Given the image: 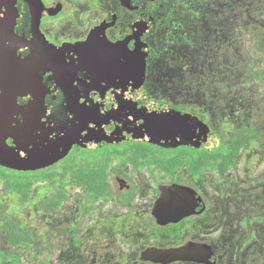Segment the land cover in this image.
I'll return each mask as SVG.
<instances>
[{"label":"rangeland","instance_id":"374dc122","mask_svg":"<svg viewBox=\"0 0 264 264\" xmlns=\"http://www.w3.org/2000/svg\"><path fill=\"white\" fill-rule=\"evenodd\" d=\"M64 1L87 23L109 15L104 12L116 5L115 0L113 5V0H90L93 5L88 0ZM214 2L216 6L205 10L206 21L189 24L187 39L175 30L182 23L157 25L151 36L156 41L152 76L173 82L170 93L175 103L201 110L220 139L250 126L261 133L242 147L234 166L224 170L221 163L208 171V187H203L212 207L210 227L215 224L209 238L226 253L227 263L264 264V0ZM69 25L66 21L62 28ZM165 50L177 56L167 61L161 56ZM129 146L92 150L74 146L57 170L63 165L104 168L113 154ZM135 177L142 186L139 193L147 192L148 174L143 171ZM160 180L170 177L161 175ZM43 187L32 188L29 201L22 204L0 180V250L17 255L18 264H92L96 252L112 241L122 246L127 239L128 232L112 228L111 221L125 211L113 199H92L79 188L67 187L63 204L53 213H43L41 201L53 194ZM3 220L21 222L33 241L12 246L3 235Z\"/></svg>","mask_w":264,"mask_h":264},{"label":"water","instance_id":"95a60500","mask_svg":"<svg viewBox=\"0 0 264 264\" xmlns=\"http://www.w3.org/2000/svg\"><path fill=\"white\" fill-rule=\"evenodd\" d=\"M22 1L30 8L33 38L20 39L15 31L18 0H0V63H57L66 48L51 45L40 26L45 16L58 15L62 5L47 8L42 0ZM106 28L103 23L91 31L77 62L118 67H0L1 167L18 172L46 169L65 159L74 146L92 150L132 141L208 151L220 146V138L198 117L157 103L146 93L149 50L141 37L153 23H136L133 34L117 44L107 40ZM131 40H136L134 50L128 47ZM17 47H30L32 53L22 59ZM45 76L51 85L43 82ZM59 89L64 100L53 110L46 96ZM143 96L147 105L141 107L138 100ZM18 97L31 100L19 105ZM107 104L112 105L109 111ZM108 126L115 130L107 132ZM179 191L175 188L168 196Z\"/></svg>","mask_w":264,"mask_h":264},{"label":"flooded vegetation","instance_id":"af4514ba","mask_svg":"<svg viewBox=\"0 0 264 264\" xmlns=\"http://www.w3.org/2000/svg\"><path fill=\"white\" fill-rule=\"evenodd\" d=\"M42 1L47 8L55 4L62 5V11L58 15L42 18L40 28L51 45L58 48L65 47L66 50L61 52L57 63H0V67H118L110 64L77 62V52L88 40L91 31L103 23L107 25V40L117 44L125 42L133 34L136 23L151 22L152 30L141 37V41L149 50L144 83L146 93L157 103L167 104L179 112L194 115L206 123L201 110H193L187 104L175 103L170 93L173 82L152 76L156 41L151 36L158 24L171 22L183 24L179 27L180 29L176 26L175 30L182 32V39H187L189 24L206 21L205 10L211 5L216 6L214 0H115V9L104 12L109 15H100L88 23L82 17L76 18L74 10L68 8L64 0ZM87 2L93 5L90 0ZM113 3L114 0L112 5ZM18 11L19 17L15 31L20 39L31 41L33 35L30 8L25 2L18 0ZM66 21L71 23L67 29L62 28ZM128 47L134 50L136 40L129 41ZM16 51L22 59L29 57L32 53L30 47H17ZM161 56L169 61L177 54L172 50H165ZM43 82L51 85L47 76L44 77ZM16 99L19 105H26L31 100L30 97ZM63 100L62 89L55 90L46 96V102L53 110H56ZM138 103L144 107L147 105V100L143 96ZM111 109L112 105L105 106V110ZM114 130L113 126L106 127L109 133ZM129 144L131 146L113 154L114 157H110L104 164L105 180L108 183L107 196L93 198L106 201L113 199L121 209L125 210L119 220L116 222L112 220L111 223L112 228L115 226L129 234L126 235L127 239L122 242V246L112 241L107 248L96 252L92 264H228L226 253L211 242L208 234L210 229L215 230L214 223L213 227H210L212 207L203 187L204 185L208 187V171L215 168L210 165L208 157L197 162L200 168L195 171L193 149L196 147L183 145L176 148H164L143 141L112 146ZM153 150L158 152L154 153ZM143 171L150 177L151 185L148 186L147 192L139 193L142 186L135 176ZM161 175L169 176L170 180L161 181ZM175 188H180V191L174 192L175 194L169 197V192ZM185 189L191 192H185ZM146 198L147 203H139V200H146ZM172 198L174 200L171 202ZM141 205L143 207H140ZM59 231L62 234L65 232L64 229ZM32 241L31 237V240L25 243Z\"/></svg>","mask_w":264,"mask_h":264},{"label":"trees","instance_id":"16d2710c","mask_svg":"<svg viewBox=\"0 0 264 264\" xmlns=\"http://www.w3.org/2000/svg\"><path fill=\"white\" fill-rule=\"evenodd\" d=\"M203 120L209 125V119L204 117ZM260 134L255 130L254 126L243 128L235 131L230 136H225L221 140L218 148L204 151L198 148L193 149L194 170L197 171L201 160L208 157L210 165L216 167L222 163V169L226 170L235 165L236 157L242 147L255 137H260ZM139 154L142 152L137 151ZM58 164L34 172H18L9 170L0 166V180L5 187L10 190L19 199L22 204L29 201L31 189L38 184H43L44 189L50 188L52 196L41 201L39 206L43 213L55 212L65 201L68 193L67 187H75L83 190L90 198H104L107 196L108 183L105 180V169L87 165L64 166L62 170H57ZM264 221V219H263ZM3 235L8 243L12 246H17L31 240V235L23 231L22 223L19 221L1 222ZM36 238V237H35ZM19 258L17 255L0 250V264H18Z\"/></svg>","mask_w":264,"mask_h":264}]
</instances>
